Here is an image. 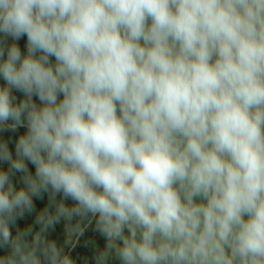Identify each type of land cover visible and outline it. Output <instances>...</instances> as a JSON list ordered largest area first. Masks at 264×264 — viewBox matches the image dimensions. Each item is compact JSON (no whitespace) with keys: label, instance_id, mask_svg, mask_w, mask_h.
I'll return each mask as SVG.
<instances>
[{"label":"clouds","instance_id":"1","mask_svg":"<svg viewBox=\"0 0 264 264\" xmlns=\"http://www.w3.org/2000/svg\"><path fill=\"white\" fill-rule=\"evenodd\" d=\"M0 34V264H73L46 234L89 216L96 264H264V0H0Z\"/></svg>","mask_w":264,"mask_h":264},{"label":"rangeland","instance_id":"2","mask_svg":"<svg viewBox=\"0 0 264 264\" xmlns=\"http://www.w3.org/2000/svg\"><path fill=\"white\" fill-rule=\"evenodd\" d=\"M150 23V21H149ZM2 34H0V40H3ZM16 43L20 49L22 55H27V37L26 35L21 37L18 41H13L11 37L7 38L6 44L10 46L11 44ZM142 43V42H141ZM5 53V58H6ZM39 55V54H37ZM50 62L55 65V58L50 57ZM5 81L0 78V86H4ZM11 95L16 97V100L14 103H19L20 100L24 98V94L20 91H17L16 89L11 90ZM58 99H62V96H60ZM33 101L39 106L40 101L39 99L34 96ZM119 108V106H117ZM119 114V112H118ZM23 128V127H22ZM21 128H18L16 131H5L0 132V140L6 141L8 143L9 150L12 152L13 157H15V144L19 137L23 135L26 132V128H23L24 131L20 130ZM29 171L32 172V174H35V167L30 162L25 161ZM0 167L7 169L8 165L3 164L0 165ZM22 174L16 173L12 177V182L15 188L19 189L23 187L22 183ZM34 199V204L36 206V212H33L32 214H26L22 219H18L16 226H10V230L15 235L17 227L20 229H24L27 226H32L34 231H37L39 229V225L35 224V216L38 211H40L43 207H45L48 204L49 201V194L44 193L43 199ZM62 194L57 195L56 200L60 201L62 200ZM197 202H200V198H196ZM64 203L66 205H73L75 202L71 199L65 200ZM247 219V217H245ZM73 225L77 223L76 220H74ZM127 234V230H126ZM47 239L54 241L58 247H62L64 250V253L68 255L71 260L73 261V264H96L95 262V256L99 250H103L106 245V239L103 237L97 230H96V218H93L91 216L86 217L82 220H79V230L78 234H70L68 231V226L65 221H61L59 224L55 225L54 230H49V232L46 234ZM10 254V249L8 248H0V256H6ZM108 264H120V261L118 259H115L114 257L111 258L108 262Z\"/></svg>","mask_w":264,"mask_h":264},{"label":"trees","instance_id":"3","mask_svg":"<svg viewBox=\"0 0 264 264\" xmlns=\"http://www.w3.org/2000/svg\"><path fill=\"white\" fill-rule=\"evenodd\" d=\"M21 131H24L23 128L20 129Z\"/></svg>","mask_w":264,"mask_h":264}]
</instances>
